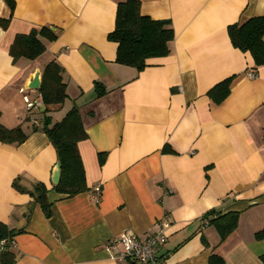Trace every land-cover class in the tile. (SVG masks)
Here are the masks:
<instances>
[{
	"label": "crops",
	"instance_id": "1",
	"mask_svg": "<svg viewBox=\"0 0 264 264\" xmlns=\"http://www.w3.org/2000/svg\"><path fill=\"white\" fill-rule=\"evenodd\" d=\"M14 1L12 12L0 0V19L10 18L0 24V121L28 135L0 141V221L20 230L14 264H130L114 259L108 243L127 230L144 239L165 215V264H261L264 65L254 69L228 26L264 15V0H141L142 14L169 19L175 32L170 53L143 70L118 63V43L108 38L126 0ZM42 26L58 37L43 38L40 56L14 61L16 36ZM52 60L64 68L68 98L45 113L39 88L27 85ZM231 76L229 95L216 102L210 90ZM97 81L107 88L101 97ZM25 95L39 106L29 108ZM75 104L88 132L79 151L89 189L68 196L53 190L59 160L43 121H60ZM15 178L51 189L50 217ZM212 209L240 212L225 239L209 223Z\"/></svg>",
	"mask_w": 264,
	"mask_h": 264
},
{
	"label": "trees",
	"instance_id": "2",
	"mask_svg": "<svg viewBox=\"0 0 264 264\" xmlns=\"http://www.w3.org/2000/svg\"><path fill=\"white\" fill-rule=\"evenodd\" d=\"M12 12L15 7L14 0H5ZM10 18L0 19L3 28H7ZM228 33L233 45L243 52H250L254 58V69L264 65V15L251 17L243 22L228 26ZM58 37V32L48 26L33 28L29 33L18 34L12 44L11 53L16 61L20 57L34 59L46 50L43 38L50 41ZM175 32L169 19H154L141 13V0H126L120 2L117 8L116 26L108 34V38L118 43V63L143 70L148 66V59L166 56L170 53V42ZM236 76V75H235ZM235 76L215 85L209 94L215 97L216 102H222L230 93ZM97 96L107 93L106 86L97 81L95 83ZM39 93L45 106V113L51 105H61L68 98L67 82L64 78V68L55 60L50 61L44 68ZM1 117V112H0ZM43 130L53 143L59 163L61 165L60 181L54 185L53 190L58 193L73 196L87 191L86 170L79 142L88 137L84 126L80 108L75 104L58 122L52 123L50 116H45ZM27 133L21 125L8 128L0 121V141L7 144H20L27 138ZM105 153L100 154V162L105 161ZM13 186L22 192H28L39 204L47 217L53 213L52 202L49 200L51 189L43 182H37L29 189L23 186L18 178ZM209 223L215 225L222 239L231 234L239 224V211L222 213L215 209L206 214ZM20 230L10 229L0 221V240L12 238ZM258 240L264 239V228L256 232ZM261 264H264V253L260 255ZM222 260V259H221ZM16 255L8 249L3 253L0 264H14ZM223 264V260L222 263Z\"/></svg>",
	"mask_w": 264,
	"mask_h": 264
},
{
	"label": "built area",
	"instance_id": "3",
	"mask_svg": "<svg viewBox=\"0 0 264 264\" xmlns=\"http://www.w3.org/2000/svg\"><path fill=\"white\" fill-rule=\"evenodd\" d=\"M250 75L255 76L256 74L251 72ZM24 98L29 108L39 106L38 101L30 99L26 95ZM94 191V199L98 202L101 187L96 186ZM170 225V218L168 215H165L160 221L159 226L156 229H152L144 239L133 231L127 230L108 243V250L112 252L114 259L121 262L130 264H165V261L160 256V250L167 243V230ZM15 245V239L4 238L0 240V263L3 253L8 249L14 248Z\"/></svg>",
	"mask_w": 264,
	"mask_h": 264
},
{
	"label": "water",
	"instance_id": "4",
	"mask_svg": "<svg viewBox=\"0 0 264 264\" xmlns=\"http://www.w3.org/2000/svg\"><path fill=\"white\" fill-rule=\"evenodd\" d=\"M41 83H42L41 74L39 69H37L33 76V79L28 83L27 88L38 89L40 88ZM60 178H61V165L60 163H58V169L54 176V182L57 184L60 181Z\"/></svg>",
	"mask_w": 264,
	"mask_h": 264
}]
</instances>
